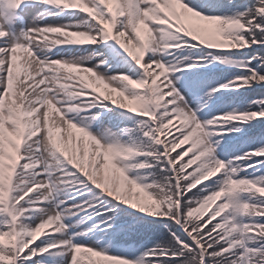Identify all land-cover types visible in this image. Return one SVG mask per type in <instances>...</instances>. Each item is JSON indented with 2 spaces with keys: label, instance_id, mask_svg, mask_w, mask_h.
I'll return each instance as SVG.
<instances>
[{
  "label": "snow or ice",
  "instance_id": "obj_1",
  "mask_svg": "<svg viewBox=\"0 0 264 264\" xmlns=\"http://www.w3.org/2000/svg\"><path fill=\"white\" fill-rule=\"evenodd\" d=\"M0 264H264V0H0Z\"/></svg>",
  "mask_w": 264,
  "mask_h": 264
}]
</instances>
